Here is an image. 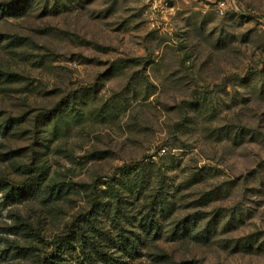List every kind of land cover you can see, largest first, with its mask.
Listing matches in <instances>:
<instances>
[{
  "label": "rangeland",
  "instance_id": "rangeland-1",
  "mask_svg": "<svg viewBox=\"0 0 264 264\" xmlns=\"http://www.w3.org/2000/svg\"><path fill=\"white\" fill-rule=\"evenodd\" d=\"M11 1L0 180L48 175L0 191V264L50 258L69 226L96 264H264V0ZM115 214L141 258L110 247Z\"/></svg>",
  "mask_w": 264,
  "mask_h": 264
},
{
  "label": "trees",
  "instance_id": "trees-1",
  "mask_svg": "<svg viewBox=\"0 0 264 264\" xmlns=\"http://www.w3.org/2000/svg\"><path fill=\"white\" fill-rule=\"evenodd\" d=\"M19 1H11V2H4L0 3V16H11L15 15L17 11V5L20 4ZM52 110V109H51ZM34 170L30 169V176L24 179L21 182H12L10 180H0V191H2L3 194H6V197L11 194H20L24 193L32 187L36 186L38 184V181L43 180L47 175L48 171L45 172H39L42 173L41 176L33 175ZM39 177V180H37ZM112 206V204H111ZM102 209H109L105 206H101L99 210ZM111 209V208H110ZM109 209V210H110ZM88 219L91 220V214H88ZM125 219V217H124ZM75 222L80 225L81 222L79 220L75 219ZM123 219L119 217V215L115 214L112 216L111 219V227L114 228V230L117 231V234L114 235V237L111 235L110 230L105 232V234H110L111 237H109L110 242L113 244L110 247L115 249L116 251L120 252L121 254L128 255L129 257L137 260L142 257V248L135 245L136 239H134L130 232L127 231L123 227ZM92 225V222L90 223ZM70 230L68 232L59 235L57 237V240L54 243V247L51 251L50 258H43L39 262V264H71L68 262L66 258V252L69 249V247H72L76 241L81 243V249L82 253L85 255L83 258V261L87 260L88 264H96L95 259L97 260H106L108 251L105 250V247L100 244V242H95L94 238L92 239L91 247L87 248L86 242L81 236V241L79 240V234L76 232H73L71 230V226H69ZM148 231H145L147 233ZM148 238H150V232L147 233ZM152 240V239H151ZM154 240V239H153ZM148 251H146L147 253ZM149 253V252H148ZM144 254V253H143ZM111 256V255H110ZM148 257L152 259V264H161L165 262V258L162 256H153L151 253L148 254ZM149 263V264H151ZM179 264H191L189 262H180Z\"/></svg>",
  "mask_w": 264,
  "mask_h": 264
},
{
  "label": "built area",
  "instance_id": "built-area-1",
  "mask_svg": "<svg viewBox=\"0 0 264 264\" xmlns=\"http://www.w3.org/2000/svg\"><path fill=\"white\" fill-rule=\"evenodd\" d=\"M151 4H152L154 10L157 9V8H160V7L162 9H166V10L172 9V7L170 6V3H169L168 0H151ZM227 7H228V4H227L226 0L225 1H220L217 4V6H216L218 14L224 15L225 12H226ZM153 26L158 28V29H160V28H162V23L157 21V20H155L154 23H153ZM162 152L164 153L165 150H162Z\"/></svg>",
  "mask_w": 264,
  "mask_h": 264
}]
</instances>
